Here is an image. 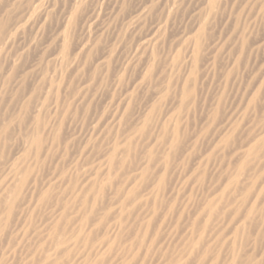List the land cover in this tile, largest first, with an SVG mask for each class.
<instances>
[{"label":"rangeland","instance_id":"1","mask_svg":"<svg viewBox=\"0 0 264 264\" xmlns=\"http://www.w3.org/2000/svg\"><path fill=\"white\" fill-rule=\"evenodd\" d=\"M2 25L0 264H264V0H0Z\"/></svg>","mask_w":264,"mask_h":264},{"label":"bare ground","instance_id":"2","mask_svg":"<svg viewBox=\"0 0 264 264\" xmlns=\"http://www.w3.org/2000/svg\"><path fill=\"white\" fill-rule=\"evenodd\" d=\"M40 5H41V3H39V5L38 6H36L35 7V9H38L39 7H40ZM34 9V10H35ZM36 11V10H35ZM22 28V26L20 25V24H18V23H16L15 25H14V29H15V32H18L20 29ZM0 30H1V32H4V30H5V27H4V25H2L1 26V28H0ZM13 31V30H12ZM26 88V87H25ZM37 112V111H36ZM32 144L35 146V148H36V150H40L41 149V144H34L33 142H32ZM22 157V156H21ZM9 168V167H8ZM17 170V169H16ZM16 170H14V171H16ZM18 172V171H17ZM20 175V179H21V177H25V171H21V173L19 174ZM25 179V178H24ZM17 180H18V178H17ZM250 195H251V191H245L244 193H243V195H242V198H243V202H245V201H247L249 198H250ZM208 211L210 212V213H212V211H215V209L212 207V206H210V207H208ZM253 213H254V208H250L248 211H247V214H246V216H245V218H246V220H248V219H250L252 216H253ZM8 214H9V212H8ZM209 217V216H208ZM238 233H239V231H236L235 232V238L238 236ZM200 244V242H197V243H195V244H193V246H192V248H195V250L196 249H198V245ZM191 254V253H190ZM204 256H206V254H203ZM203 256V257H204ZM237 254H236V251L235 250H233L232 251V255H231V260H230V264H255V262H254V259L253 258H249V259H247L246 260V262H240L238 259H237Z\"/></svg>","mask_w":264,"mask_h":264}]
</instances>
